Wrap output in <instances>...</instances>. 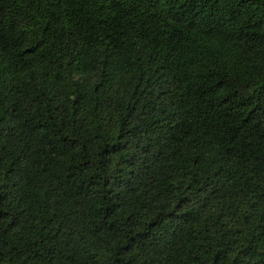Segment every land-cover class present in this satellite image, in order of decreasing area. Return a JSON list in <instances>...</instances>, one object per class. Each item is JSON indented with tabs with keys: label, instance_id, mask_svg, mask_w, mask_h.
<instances>
[{
	"label": "trees",
	"instance_id": "1",
	"mask_svg": "<svg viewBox=\"0 0 264 264\" xmlns=\"http://www.w3.org/2000/svg\"><path fill=\"white\" fill-rule=\"evenodd\" d=\"M0 264H264V0H0Z\"/></svg>",
	"mask_w": 264,
	"mask_h": 264
}]
</instances>
